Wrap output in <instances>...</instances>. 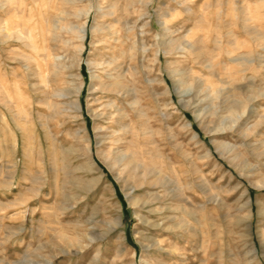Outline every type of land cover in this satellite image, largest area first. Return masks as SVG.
<instances>
[{
  "label": "rangeland",
  "instance_id": "1",
  "mask_svg": "<svg viewBox=\"0 0 264 264\" xmlns=\"http://www.w3.org/2000/svg\"><path fill=\"white\" fill-rule=\"evenodd\" d=\"M0 264H264V0H0Z\"/></svg>",
  "mask_w": 264,
  "mask_h": 264
},
{
  "label": "bare ground",
  "instance_id": "2",
  "mask_svg": "<svg viewBox=\"0 0 264 264\" xmlns=\"http://www.w3.org/2000/svg\"><path fill=\"white\" fill-rule=\"evenodd\" d=\"M73 1V0H72ZM64 2H66V0H64ZM4 7V6H3ZM88 9V8H87ZM86 11H89V10H86ZM85 11V13L87 14V12ZM63 12V11H62ZM60 13V12H59ZM65 13V12H64ZM61 17V16H60ZM55 23V22H54ZM108 27V26H107ZM106 27V28H107ZM82 30V29H81ZM82 35V34H81ZM55 36V35H54ZM56 71V70H55ZM112 83V82H111ZM111 83H109V84H111ZM126 83V82H125ZM102 84H103V82H102ZM113 85V88L115 89V88H117V87H120L121 85H123V84H121L120 83V81L118 80V81H116L114 84H112ZM127 86V85H126ZM122 87V86H121ZM122 88H125V90H121V88H120V90L119 89H117V90H119V91H121V93H128L129 92V90L128 89H130L129 87L128 88H126V87H122ZM79 89V88H78ZM113 89V90H114ZM202 90V89H201ZM133 91H131V93H132ZM126 93V94H127ZM125 94V95H126ZM54 107V106H53ZM231 122V121H230ZM87 148H89V147H87ZM125 158H126V155H123L122 153H121V155H119V156H116V158L114 159V161H113V163L112 164H117L118 163V165L119 164H121L124 160H125ZM127 168V167H126ZM120 218L118 217V218H115L111 223H113V226H115V225H118V224H120ZM83 248V247H82Z\"/></svg>",
  "mask_w": 264,
  "mask_h": 264
}]
</instances>
